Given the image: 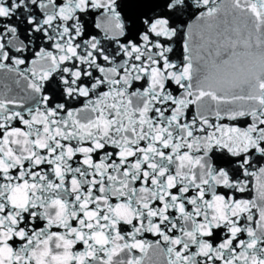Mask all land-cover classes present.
<instances>
[{
  "label": "snow or ice",
  "instance_id": "obj_1",
  "mask_svg": "<svg viewBox=\"0 0 264 264\" xmlns=\"http://www.w3.org/2000/svg\"><path fill=\"white\" fill-rule=\"evenodd\" d=\"M0 264H264V0H0Z\"/></svg>",
  "mask_w": 264,
  "mask_h": 264
}]
</instances>
